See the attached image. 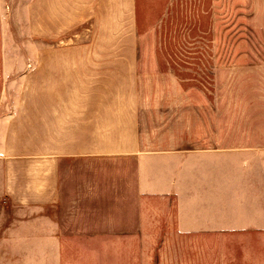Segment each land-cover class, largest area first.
Segmentation results:
<instances>
[{
  "label": "crops",
  "instance_id": "crops-1",
  "mask_svg": "<svg viewBox=\"0 0 264 264\" xmlns=\"http://www.w3.org/2000/svg\"><path fill=\"white\" fill-rule=\"evenodd\" d=\"M136 66L123 54L62 60L0 119L1 239L48 264H264V124L149 151ZM138 216L109 247L67 249L61 221Z\"/></svg>",
  "mask_w": 264,
  "mask_h": 264
},
{
  "label": "rangeland",
  "instance_id": "rangeland-1",
  "mask_svg": "<svg viewBox=\"0 0 264 264\" xmlns=\"http://www.w3.org/2000/svg\"><path fill=\"white\" fill-rule=\"evenodd\" d=\"M118 54L137 58L149 151L228 135L248 117L264 124V0H0V119L35 97L52 64ZM61 222L76 256L80 243L109 247L115 231L133 232L139 216ZM25 248L2 238L0 264H48Z\"/></svg>",
  "mask_w": 264,
  "mask_h": 264
}]
</instances>
